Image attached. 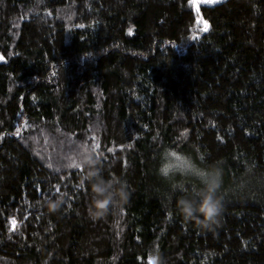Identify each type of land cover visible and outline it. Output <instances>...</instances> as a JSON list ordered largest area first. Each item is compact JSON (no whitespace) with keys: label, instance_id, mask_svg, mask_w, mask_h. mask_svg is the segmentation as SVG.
Returning <instances> with one entry per match:
<instances>
[{"label":"trees","instance_id":"trees-1","mask_svg":"<svg viewBox=\"0 0 264 264\" xmlns=\"http://www.w3.org/2000/svg\"><path fill=\"white\" fill-rule=\"evenodd\" d=\"M82 149L127 185L103 216ZM181 154L223 163L212 229ZM0 264H264V0H0Z\"/></svg>","mask_w":264,"mask_h":264},{"label":"clouds","instance_id":"clouds-1","mask_svg":"<svg viewBox=\"0 0 264 264\" xmlns=\"http://www.w3.org/2000/svg\"><path fill=\"white\" fill-rule=\"evenodd\" d=\"M183 163L175 166L163 178L169 182L168 198L175 196V210L185 221H195L203 230H209L218 222L224 209V168L220 160L203 165L190 155L181 154ZM69 163H72L70 161ZM75 164L86 169L80 186L90 190L89 211L94 217L103 216L110 209L118 208L128 197L126 182L104 175L101 157L90 149L79 151ZM195 177L196 183L186 187L184 180L175 177ZM179 193V195H177ZM52 210L60 207L61 198L46 201Z\"/></svg>","mask_w":264,"mask_h":264},{"label":"snow or ice","instance_id":"snow-or-ice-1","mask_svg":"<svg viewBox=\"0 0 264 264\" xmlns=\"http://www.w3.org/2000/svg\"><path fill=\"white\" fill-rule=\"evenodd\" d=\"M166 171V170H165Z\"/></svg>","mask_w":264,"mask_h":264}]
</instances>
